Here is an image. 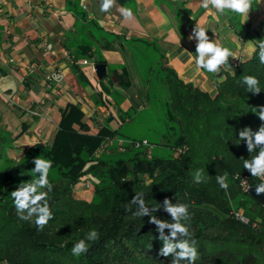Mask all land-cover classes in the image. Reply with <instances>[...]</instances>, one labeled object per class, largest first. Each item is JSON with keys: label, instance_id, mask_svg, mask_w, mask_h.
<instances>
[{"label": "trees", "instance_id": "trees-1", "mask_svg": "<svg viewBox=\"0 0 264 264\" xmlns=\"http://www.w3.org/2000/svg\"><path fill=\"white\" fill-rule=\"evenodd\" d=\"M255 33L256 51L233 72L225 71L215 95L183 81L171 66L160 65L170 93L168 119L180 130L172 144L180 151L177 156L162 158L137 151L132 158L114 163L95 157L118 130L103 126L91 133L84 110L70 103L62 112L52 143L32 146L38 155L52 161V167L62 170L58 182L48 176L54 184L47 196L52 213L47 225L38 229L35 215L30 219L18 215L10 195L21 184L16 172L8 171L0 185V264H172V256H159L163 241L157 226L149 223L150 217L134 216L138 205L131 201L137 193H143L146 206L157 209L152 215L169 223L171 216L163 209L165 198L188 206L191 219L184 223L190 229L189 243L195 241L198 252L195 264H264V204L248 191L261 179L243 166L244 160L258 155L259 147L249 153L246 141L239 139L244 128L256 132L264 125L259 119V109L264 106V64L258 57L264 21ZM249 75L258 78L259 94L249 92L243 84V77ZM3 152L0 145V160ZM198 169L203 173L200 183L193 178ZM88 171L99 180L92 200L79 198L74 191ZM225 173L227 191L216 179ZM103 179L106 182L100 184ZM240 193L256 207L257 216L248 213L247 223L231 214L230 197ZM92 229L98 231L99 239L87 241ZM164 234L170 235V230L165 229ZM81 239L88 251L74 256L72 248Z\"/></svg>", "mask_w": 264, "mask_h": 264}, {"label": "crops", "instance_id": "crops-1", "mask_svg": "<svg viewBox=\"0 0 264 264\" xmlns=\"http://www.w3.org/2000/svg\"><path fill=\"white\" fill-rule=\"evenodd\" d=\"M100 6L101 0H0V75L9 72L22 82L23 93L12 96L29 116L23 122L24 139L15 142L52 143L70 103L84 110L91 133L103 126L119 130L142 95L129 89L135 82L152 81L156 71L155 79L162 81L161 64L215 95L226 72L222 66L218 73L196 70L197 41L188 39L192 29L198 23L210 40L233 53L228 59L244 61L253 55L248 42L256 47L255 32L264 21V0H253L245 23L238 14L203 9L200 0H115L107 13ZM121 7L131 8L133 18L125 19ZM84 59L90 62L83 64ZM92 62L106 63L104 78ZM54 72L63 79H48Z\"/></svg>", "mask_w": 264, "mask_h": 264}, {"label": "clouds", "instance_id": "clouds-1", "mask_svg": "<svg viewBox=\"0 0 264 264\" xmlns=\"http://www.w3.org/2000/svg\"><path fill=\"white\" fill-rule=\"evenodd\" d=\"M115 4V0H101V11L107 13ZM200 6L209 10L215 9L217 13L224 15L226 12L238 14L241 17L242 23H245L249 18V11L252 9L253 0H200ZM120 13L125 19L133 18V11L131 8L121 7ZM189 40L195 39L196 44V57L195 66L196 70H206L209 73H218L221 66L227 65L229 67L228 58L233 56V53L227 48L220 45L216 40H210L207 35V30L201 27L198 23L192 29ZM248 47L255 52L256 47L252 46L251 41L248 42ZM258 57L259 62L264 64V40L258 43ZM243 84L247 86L249 92L259 94L261 89L259 87V80L255 76H244ZM259 119L264 121V106L259 109ZM239 139L246 141L247 150L249 153L259 147L258 155H255L250 160H244V169L250 171L253 177L261 179V183L256 186V193L259 195L264 193V125L258 131L253 132L250 128H244L239 132ZM35 168L32 170L34 173H39L38 178L33 179L31 182H22L18 190L11 192V197L14 199V204L17 209L18 215L21 219H30L35 215V224L38 229H43L45 225L52 219V213L47 202L48 192L52 190V185L48 180L49 170L52 167V161L37 157L33 160ZM202 170H197L194 175L196 183L202 182ZM217 183L220 188L227 191L229 188L228 173L222 176H217ZM47 189V191H43ZM132 204L138 205L137 211L134 216L145 217L149 216V223L157 226V231L160 233L159 239L163 241V246L159 250V256L169 257L172 256V264H181V261H186L187 264H195L198 258V252L195 247V241L189 243L191 237L189 226L184 223L191 219L188 211V206L183 203L173 204L171 200L165 198L163 201V209L170 214L172 223L166 220L157 219L152 212L156 208L150 209L146 206L143 193H137L132 201ZM24 210H27V215H24ZM169 229L170 235H165L164 230ZM179 239V242H174ZM99 239L97 230L92 229L86 235L87 241H96ZM88 251V244L85 239L79 240L72 248V254L79 256Z\"/></svg>", "mask_w": 264, "mask_h": 264}, {"label": "rangeland", "instance_id": "rangeland-1", "mask_svg": "<svg viewBox=\"0 0 264 264\" xmlns=\"http://www.w3.org/2000/svg\"><path fill=\"white\" fill-rule=\"evenodd\" d=\"M92 59L93 61L95 60L94 58ZM157 73L158 71L154 73L155 78ZM0 76V145L4 147L0 160V185L4 184V178L8 171L16 172V178L20 183L31 182L39 176L32 171L34 169L33 160L37 157H43L32 150V146L35 143L30 146L26 142L25 144L27 145L15 142L22 135L25 137V133H22L24 129L23 122L29 117L27 114L20 112L17 106L23 107V104L17 102L16 96H12L15 93H17L16 95L23 93L20 89L22 82L9 72L1 73ZM155 78L150 82H135L134 86L129 89V94L134 93V91H139L142 94L140 100L137 99V107L124 115V122L117 132L116 139L118 143L115 144V147L110 150L109 145L112 142H108V145H106L104 141L100 147L102 149L101 153L95 157H99L109 163H114L118 159L132 158L137 151H146L149 156L162 158H170L180 153L179 150L177 151L172 146L180 130L176 122L168 119L167 113L169 102L171 101L169 89L160 78ZM10 89L12 92L9 91ZM117 99L121 102V99L118 97ZM24 137L22 138L24 139ZM143 139H147L152 146H144L139 149L130 146L128 148L124 147L132 140ZM121 140L123 141L122 143ZM89 166L90 163L87 164V169ZM48 176L53 182H58L62 176V170L57 167H51ZM88 181L92 183L90 187L87 186ZM98 181L88 171L87 175H84L75 186L74 191L76 196L85 200H92L95 191L94 184H97ZM53 182H51V185L54 184ZM104 182H106V179H103L100 184ZM243 184L244 182H242ZM43 191H47V189H43ZM94 199L95 201H99V198ZM229 205L232 208L231 214L241 222L247 223L248 221H243L237 217L236 213H239L240 216H243L247 220L248 213L257 216L255 213V203L248 196L241 193L235 198L230 197Z\"/></svg>", "mask_w": 264, "mask_h": 264}, {"label": "built area", "instance_id": "built-area-1", "mask_svg": "<svg viewBox=\"0 0 264 264\" xmlns=\"http://www.w3.org/2000/svg\"><path fill=\"white\" fill-rule=\"evenodd\" d=\"M242 61L243 60L241 58H235L233 60L228 59L229 67L227 65H224V66H222V68H223L224 71L233 72L235 70V68L242 63ZM89 62H90L89 59H84L82 61L83 64H87ZM92 64H94V62H92ZM47 78L50 79V80L51 79H55V80L60 81V80L63 79V74L60 73V72H54L52 74H49L47 76ZM107 140L110 143L113 141L112 138H108ZM122 142L123 141L121 140V143ZM129 146L132 147V148H138L139 149V148L144 147V146L145 147H151L152 145L150 144V142L147 139H143V140H132V141L129 142L128 145L126 144V146H124V147L128 148ZM124 147H123V149H124ZM91 184L92 183L90 181L87 182V186L88 187H90ZM236 214H237V217L241 218L243 221H248L243 216H240L239 213H236Z\"/></svg>", "mask_w": 264, "mask_h": 264}, {"label": "water", "instance_id": "water-1", "mask_svg": "<svg viewBox=\"0 0 264 264\" xmlns=\"http://www.w3.org/2000/svg\"><path fill=\"white\" fill-rule=\"evenodd\" d=\"M94 69L97 73V76L99 78H104L107 73L106 63L105 62H95L94 63ZM249 194L255 198L260 203L264 204V193L257 194L256 193V186H251L249 189Z\"/></svg>", "mask_w": 264, "mask_h": 264}]
</instances>
